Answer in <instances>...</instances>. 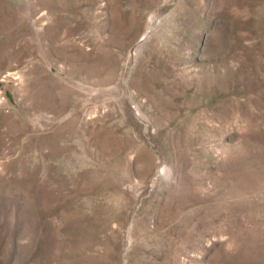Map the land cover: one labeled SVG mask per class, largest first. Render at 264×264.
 <instances>
[{"label": "rangeland", "instance_id": "obj_1", "mask_svg": "<svg viewBox=\"0 0 264 264\" xmlns=\"http://www.w3.org/2000/svg\"><path fill=\"white\" fill-rule=\"evenodd\" d=\"M0 264H264V0H0Z\"/></svg>", "mask_w": 264, "mask_h": 264}]
</instances>
